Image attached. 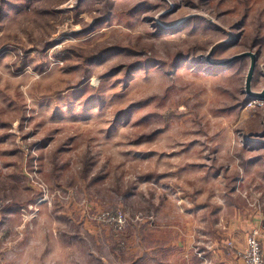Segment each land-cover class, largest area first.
Segmentation results:
<instances>
[{
    "label": "rangeland",
    "instance_id": "rangeland-1",
    "mask_svg": "<svg viewBox=\"0 0 264 264\" xmlns=\"http://www.w3.org/2000/svg\"><path fill=\"white\" fill-rule=\"evenodd\" d=\"M250 53L264 0H0V264H165L179 166L264 155Z\"/></svg>",
    "mask_w": 264,
    "mask_h": 264
},
{
    "label": "crops",
    "instance_id": "crops-1",
    "mask_svg": "<svg viewBox=\"0 0 264 264\" xmlns=\"http://www.w3.org/2000/svg\"><path fill=\"white\" fill-rule=\"evenodd\" d=\"M241 142L215 139L213 145L222 148L209 160H189L177 169L175 220L159 227L166 235L165 264L188 258L195 264H244L239 254L254 230L264 249V155L257 145Z\"/></svg>",
    "mask_w": 264,
    "mask_h": 264
},
{
    "label": "built area",
    "instance_id": "built-area-1",
    "mask_svg": "<svg viewBox=\"0 0 264 264\" xmlns=\"http://www.w3.org/2000/svg\"><path fill=\"white\" fill-rule=\"evenodd\" d=\"M245 243L246 248L239 254L244 264H264V249L258 240V230L250 232Z\"/></svg>",
    "mask_w": 264,
    "mask_h": 264
},
{
    "label": "water",
    "instance_id": "water-1",
    "mask_svg": "<svg viewBox=\"0 0 264 264\" xmlns=\"http://www.w3.org/2000/svg\"><path fill=\"white\" fill-rule=\"evenodd\" d=\"M250 56H251V62L252 63H251V66L247 72V75L245 77V79H246L245 90L251 96L263 97L264 91L261 93H253V94L250 92V82H251V77H252V73H253V69H254V65H255L253 54L250 53Z\"/></svg>",
    "mask_w": 264,
    "mask_h": 264
}]
</instances>
